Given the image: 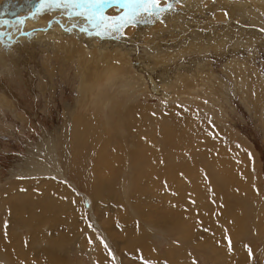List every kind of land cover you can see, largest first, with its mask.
<instances>
[{"label":"rangeland","instance_id":"1","mask_svg":"<svg viewBox=\"0 0 264 264\" xmlns=\"http://www.w3.org/2000/svg\"><path fill=\"white\" fill-rule=\"evenodd\" d=\"M37 1L28 0L27 3L31 2V6H34L32 2ZM251 1H254L253 8ZM7 2L10 10H14L12 12H18L25 6L28 8L26 3L23 5L18 0ZM181 2L185 4L174 2L173 10L162 14L164 23H137L125 30L126 37L120 38H117L119 34H114L101 40L82 34L78 29L68 32L65 29L72 28L77 21L67 19L62 10L47 19L45 31L38 27L29 30L20 25L12 27L15 33L12 28L0 29L10 33V36L0 38V240L7 245H0V264H142L141 257L152 264H264V1L250 0L246 6L247 2L242 4L241 0H218L221 7L216 11L214 0H199L197 3L191 0V4L187 0ZM193 2L196 6L192 5ZM257 5L263 8H256L257 12L254 13ZM208 8H213V11ZM31 10H28V17L32 16ZM119 12V5H105L107 15H117ZM0 14V20L11 21L13 25L20 20L17 16H24L13 15L7 8H1ZM220 15L223 18H218ZM58 31L63 36H55ZM37 32L43 34V38ZM94 50L100 55L112 53L113 57L114 54L123 56L121 60L128 58L125 67H122L124 70L118 72L123 82L111 83L109 80L108 85L101 78L104 75H94L96 68L89 67V70L93 69L91 72L83 71L86 65L94 64L89 56ZM110 59L113 61L108 65L117 66L121 61L118 58ZM87 72L90 80L93 76L100 80L87 84ZM150 80L161 87L159 94L151 92ZM84 85H87L86 90ZM131 101L151 107L152 112L156 113L155 119L160 117L170 133H184L183 141L195 144L184 146L185 150L182 148L184 151L178 154L182 162L187 159L184 163L199 162L201 169L197 167L193 174L185 171L186 179L193 176L195 171L202 174L199 184L206 183L213 190V194H207L209 199L204 201L206 205L209 201L213 202L204 210L207 215L199 212L195 219L190 214L189 205L187 213L183 208L185 215L182 214V220L189 231L187 235H183V227L176 214V218L173 215L172 219L163 221L164 211H155L157 207L162 209L163 203L153 191L154 181L145 184L146 189H140L134 184L135 177L130 166L124 163L129 161L128 156L118 157V153H114L116 159L122 161L120 164L112 154L121 149V145L126 146L124 151L130 149L131 153L135 147L131 141L128 142L129 121L126 119L122 130L119 128L121 115L131 106ZM98 103L102 110L99 113L100 124L110 128L101 135L102 145L96 144L95 140L93 145L113 150H107L106 160L100 163L103 168L108 167L112 172L110 175L103 168L98 171L100 175L97 172L94 175V163H84L85 153L77 152V160L72 164L69 162L64 168V175L76 185V189L52 177H21L22 171L28 169V161L37 158V152L45 141L52 139L55 145L56 141L61 140L62 145H66L64 137L66 129L70 128V119L75 115L89 116ZM102 105H106V108ZM182 109L193 111L194 119H190L189 112ZM161 115L165 116V122ZM176 115L182 118L176 119ZM183 120L188 123L194 120L192 126L195 128H188V123L186 125ZM198 130L211 133L217 140H209L204 145L201 143L203 138L197 135L201 140L199 142L192 136ZM160 131L163 132L162 129ZM65 138L67 142L71 139L70 135ZM85 138L89 139V135ZM157 138L160 137H154ZM169 148L167 150H171ZM183 153H187V157ZM223 157H239L248 161L250 170L244 173L243 179H246L243 184L236 174H232L235 171L233 168H230V179L220 176L216 179ZM176 162L184 164L180 160ZM123 163L127 164L125 169L122 168ZM174 163L175 160L169 157L168 164L171 166L166 167H172ZM206 165L210 169L204 168ZM236 165H240V162ZM215 166L217 169H214ZM202 178L206 182H202ZM187 180H184L185 183H188ZM94 183L97 188L106 186L112 190L109 194L112 197L97 206L101 213L99 218L96 216L97 221L108 222L112 233H108L111 249L109 245L108 249L104 247L106 242L90 220L87 201L79 194L91 195ZM148 188L151 195H143ZM193 188L186 190V194L181 191L183 200L197 198ZM137 192L141 193V197ZM195 193L196 197L193 196ZM218 195L221 199L217 198ZM103 205L111 210L107 211ZM206 205L204 203L203 206ZM132 208L137 211H132ZM188 214L190 218H186ZM33 222L38 224L35 226ZM205 228H210L211 233ZM229 229L232 234L228 232ZM224 230H227L232 241L231 253L227 250ZM219 232L222 233L221 237L218 236ZM245 245L251 246L254 252L251 259ZM38 249L42 252H36ZM4 251L7 255H2ZM115 254L120 258L119 262Z\"/></svg>","mask_w":264,"mask_h":264},{"label":"bare ground","instance_id":"2","mask_svg":"<svg viewBox=\"0 0 264 264\" xmlns=\"http://www.w3.org/2000/svg\"><path fill=\"white\" fill-rule=\"evenodd\" d=\"M8 0H0V13H1V8H7V10L9 9V11L11 12V14L13 15H24L22 17L20 16H17L20 18V20L23 18V21L21 24H19L20 26H23V27H26V28H29V30L31 29H37L36 27L39 28H43L42 30H44L45 28V25H47V19L52 16V15H55L57 13L58 10H53V11H50V12H46V13H43V14H40V15H37L35 19L33 18H30L32 17L31 15L28 17V14H30V12H28V10L31 8L32 9V13L35 11V8L36 6L38 5L39 1L37 2H32L34 4V6H31V2L27 3L28 0H18V3H26V5L28 6V8L25 6L24 8L22 9H19L17 10L18 12H12L14 10H10L11 9V6L9 8V5ZM182 1V0H181ZM193 1H196V3L199 1V0H193ZM205 1V0H204ZM216 5L214 7L215 11L217 10L218 7H221V4L218 2V0H214ZM231 1V0H229ZM242 1V4L243 3H246V6L249 5L248 3L250 2V0H241ZM256 1V0H255ZM264 1V0H263ZM186 2V1H185ZM189 2V4H191V0H187V3ZM201 2V1H200ZM9 3H10V0H9ZM13 3V2H11ZM182 3V2H180ZM179 3V4H180ZM257 3V2H256ZM264 3V2H263ZM182 4H185V3H182ZM194 4V2L192 3V5ZM259 4V3H258ZM12 5V4H11ZM187 5V4H186ZM196 6V4H194ZM250 5L252 6V8L254 7V1H251L250 2ZM261 5V4H260ZM30 6V8H29ZM185 6V5H184ZM182 6V7H184ZM250 6V7H251ZM262 6V5H261ZM187 6H185L186 8ZM189 7V6H188ZM194 7V6H193ZM200 7V6H199ZM264 7V5H263ZM263 7H259V5H257L254 9V13L257 12L256 8H263ZM196 8V7H195ZM197 8H198V5H197ZM231 8V7H230ZM234 8V7H232ZM247 8V7H246ZM205 9V8H204ZM210 9V8H208ZM213 9V8H212ZM212 9H210L211 11H213ZM219 10V9H218ZM190 10H188L189 12ZM202 11V10H201ZM205 11V10H204ZM241 11V10H240ZM28 12V13H27ZM199 12V11H198ZM196 12V14L198 13ZM242 12V11H241ZM9 13V12H8ZM18 13V14H17ZM178 13V12H177ZM190 14V13H189ZM1 15V14H0ZM182 15V14H181ZM222 17V15L218 16V18ZM12 19V18H11ZM234 22V21H233ZM259 22V21H258ZM176 23V22H175ZM166 24V23H165ZM172 24V23H171ZM179 24V23H178ZM15 25V24H14ZM44 26V27H43ZM14 30V33H15V29L12 28ZM18 29V28H16ZM23 29V28H22ZM38 33V32H37ZM44 33V32H42ZM36 34V33H35ZM34 34V35H35ZM39 34V37L41 36V38H43V34L41 33H38ZM63 33H61L60 31L56 32V35L55 36H63L62 35ZM35 36H38V35H35ZM54 36V37H55ZM100 44V43H98ZM102 49L105 48L104 45H102L101 47ZM109 51V50H108ZM115 53V52H114ZM86 56V55H85ZM94 62V64H91L90 66H85L86 69H84L83 71H92L93 69H95V73L94 75H98V76H102L104 75L103 78L104 81H111V83H119V82H123L122 81V76H121V79L119 77V73L118 72H122L124 69L122 67H125V64L127 62V59L125 57L124 60H121L123 58V56H116L114 54L115 57H113V54L110 53V55H108L107 53L105 55H100L98 52H96V50H94V52L91 53V55H89ZM110 58H118V60H121L117 66H115L114 64H109L108 63H112L113 59H110ZM90 61V59H87ZM101 60H103L104 62L107 61V62H101ZM162 61V60H161ZM87 62V61H86ZM90 62V63H91ZM164 62V61H162ZM161 63V62H160ZM88 64V63H87ZM128 64V63H127ZM102 65H105V67H100ZM89 67H93V69H90L89 70ZM109 70H108V69ZM79 71V70H78ZM86 75V82L87 84H89L91 82V84L93 82H95V80H100L99 77H96V76H93V74L91 73V75L93 76L92 79L90 80L89 77V72H87ZM89 76V77H88ZM134 80V79H133ZM103 80H101L100 82H104ZM139 81V80H138ZM83 82V81H82ZM134 82V81H133ZM132 82V83H133ZM108 83V82H107ZM131 83V84H132ZM136 83V82H135ZM142 83V82H141ZM178 83V82H177ZM106 84V83H105ZM127 84V83H126ZM149 84H150V90L151 92L154 94V95H157L159 94V90L161 91V87L156 85L153 81H149ZM109 85V83H108ZM122 85V84H121ZM129 85V84H128ZM134 85V84H133ZM142 85V84H141ZM201 85V84H200ZM86 86L87 85H84V89L86 90ZM125 86V85H124ZM122 87V86H121ZM129 87V86H128ZM134 87V86H133ZM143 87V85H142ZM130 88V87H129ZM137 88V87H136ZM200 88V86H199ZM127 89V88H126ZM124 91V90H123ZM145 91V90H144ZM106 95V94H105ZM151 95V94H150ZM101 98H103L102 96L103 95H100ZM112 96V95H111ZM111 96H110V99H111ZM108 97V96H106ZM100 98V97H99ZM98 98V99H99ZM105 98V97H104ZM103 98V99H104ZM103 99H101L103 101ZM108 99V98H107ZM109 100V99H108ZM99 101V100H98ZM105 101V100H104ZM107 101V100H106ZM132 102V101H131ZM135 102V101H134ZM103 103V102H102ZM96 104V102H95ZM106 104V103H105ZM125 105V104H124ZM104 106V105H102ZM94 107V106H93ZM106 108V105L104 106ZM116 107V106H115ZM103 108V107H102ZM202 108V107H201ZM167 109V108H166ZM100 105L98 103V105H96L94 107V109L92 110V114H90L89 116H78V117H75L73 116L70 121H69V127L68 130L66 129V133H65V137L66 136H69L70 135V141L67 142V139L64 137V139L66 140V142L68 143H64L66 145H62V142L61 140H59L58 142L56 141L55 142V145L54 143H52V139H49V141H45L44 144L41 146L42 148L39 149V152H37V158L32 159L31 162L28 161V169H26L25 171H22L21 173V177L22 178H25L26 176H37V177H45V178H55V179H58V180H62V181H65L66 183H68L73 189H76V185L74 183H72L71 181H69L67 179V177L65 176L66 172L64 171L66 169V166L69 164V162H72L73 161H76L75 158H76V155H79V154H76L77 152H84L85 153V156L86 158L84 159V163L87 162V164L89 163H94V167H95V171H94V175H95V172H97L96 174L97 175H100V173L98 171H100L102 168H103V165L100 164L103 160H106V158L104 159V157H106L105 155L107 154V152L109 151H113L111 149H107V150H104L103 147H96L93 145V141L95 140L96 144H101V141H102V134H104V131H107L108 128L110 127H107L105 128L104 126H101L100 122V118H99V113H100ZM122 110V108H121ZM172 110V109H171ZM176 110V109H175ZM183 111H187L189 112V116H190V119H194V113L193 111H189V110H186V109H182ZM102 111V110H101ZM105 111V110H104ZM114 111V109H113ZM167 111V110H166ZM165 111V112H166ZM174 111V109L172 110ZM182 111V112H183ZM168 112V111H167ZM166 112V113H167ZM180 112V111H179ZM202 112V111H201ZM164 113V112H163ZM169 113V112H168ZM178 113V112H176ZM105 114V113H104ZM156 113L152 112L151 110V107H147V106H141V104H134L132 102L131 106H129L121 115V120L120 123H119V128L122 130L123 128V123L124 121L127 119L129 121V133H128V142L131 141V143H133L135 145L134 149L135 150L133 152L132 150V153L129 152V150L127 151H124L125 149V145H121V149L119 150H115V152H112V154H116L118 153V157H120L121 155H127L128 158H129V161L127 162H124V163H127L128 164V167L130 166L131 168V173L134 174V177H135V180H134V184L137 186L140 187V189L143 187V189L145 188L144 185L146 184H150L154 181V184L152 185V188H153V191L154 193L156 194V196L158 197V200L163 203L162 205V209H159L158 207L156 208L154 206L155 211L157 210H160V211H164V215H163V221H165L164 219H172L173 218V215L176 214L177 215V218L176 216L174 215V218L178 219V221L182 224V227H183V235H187L186 233L187 230H186V225H183V218H182V214H184V210L183 208H185V213H187V205H189V210L190 211V214L192 215V217L195 219V217H197L199 215V212H202L201 214L204 215V213L207 215L206 211L204 212V210H206V207H210L211 203L213 202H210L209 201V206L206 205V202L204 201L206 199H209V197L207 196V194L211 193L213 194V190L212 188L207 185L205 182V180L203 179V181H205L204 183L205 184H199V180L201 181V175L199 172H194V175L191 176L188 180L186 179V173L185 171H192L194 169H196L197 167L199 168L198 163L194 162L192 163L191 161H187V163H184L182 162V159L179 157V154L178 152L181 151V150H185L184 146L188 147L190 146V142H185V140L183 141V138H184V133L181 134H177V133H170L171 131L169 129L166 128V125L161 121L160 117H157L158 119H155V115ZM170 114V113H169ZM180 114L182 115V113L180 112ZM114 115V114H113ZM168 115V114H167ZM199 114H197V117L199 118L198 116ZM110 116V115H109ZM162 116V120H163V116L164 115H161ZM183 116V115H182ZM182 116H177L176 115V119L177 117H180L182 118ZM186 115H184L185 117ZM165 117V116H164ZM174 117V116H172ZM105 119V118H104ZM153 120L152 122H148L150 120ZM200 119V118H199ZM171 120V119H170ZM187 120V119H186ZM164 121V120H163ZM184 122H186V125H187V121L183 120ZM182 121V122H183ZM165 122V121H164ZM194 122V120H193ZM193 122L192 120H190V122L188 123V128L189 127H192V130L193 127ZM105 123V122H103ZM102 123V124H103ZM118 123V122H117ZM127 123V122H126ZM143 123V124H141ZM174 123V122H173ZM67 124V126H68ZM111 124V123H110ZM152 124V125H151ZM176 124V123H175ZM151 125V126H150ZM204 124H202L203 126ZM107 126V124H106ZM117 126V125H116ZM194 126H196L194 124ZM157 127V129H159V131H155V128ZM160 129L163 130L160 131ZM205 129V128H204ZM117 130V129H116ZM115 130V131H116ZM124 130V129H123ZM128 130V129H127ZM184 130V129H183ZM119 132V130H118ZM117 132V134H118ZM126 132V131H125ZM182 132V131H181ZM186 132V130H185ZM212 132V131H210ZM68 133V134H67ZM192 133V132H191ZM208 133V132H207ZM213 133V132H212ZM67 134V135H66ZM115 134V135H117ZM84 135H86L88 137L89 135V139L83 137ZM119 135V134H118ZM117 135V136H118ZM161 135V136H160ZM197 135L201 138H203V141L201 142L200 139L197 138ZM112 136V135H111ZM122 136V135H121ZM155 136H158L160 137L159 139H154ZM192 136H194V139L196 138L197 141L199 140V142L201 143H209L208 141L209 140H212L213 142L215 140H217L215 138V136L211 135L210 134H206L204 133V130H198L197 133L194 134V132L192 133ZM125 137V136H124ZM211 137V139H210ZM95 138V139H94ZM115 138V137H114ZM119 138V137H117ZM187 138V137H186ZM101 139V140H100ZM113 139V137H112ZM120 140V139H119ZM188 141V140H187ZM191 141V140H190ZM207 141V142H206ZM110 142V141H109ZM47 143V144H46ZM107 143V141H106ZM95 144V145H96ZM109 144V143H108ZM198 144V143H197ZM200 144V143H199ZM202 144V145H203ZM204 144V145H205ZM105 145V144H104ZM107 145V144H106ZM114 145V144H113ZM126 145H129V144H126ZM158 145H160L161 147H159ZM193 146L195 144H192ZM216 145V144H215ZM108 146V145H107ZM115 146V145H114ZM168 147H170L169 149L171 150H167ZM197 147V146H196ZM124 148V149H123ZM129 148V147H127ZM183 148V149H182ZM123 149V150H122ZM132 149V148H131ZM218 149V148H216ZM215 149V150H216ZM183 150V151H184ZM194 150V149H193ZM219 150V149H218ZM187 151V150H186ZM217 153V151H215ZM71 153V157L69 158V154ZM171 153V155H170ZM189 153V152H187ZM186 153V154H187ZM215 153V154H216ZM76 154V155H75ZM114 154L115 156V159H116V155ZM183 153V155H186ZM213 154V153H212ZM233 154V153H232ZM110 155V154H109ZM120 155V156H119ZM189 155V154H188ZM202 155V154H201ZM218 155V153H217ZM84 156V155H83ZM216 156V155H215ZM221 156V154H220ZM169 157H171L172 159L175 160V163L172 167H166L167 165H170L171 164H168L169 163ZM185 157V156H184ZM187 157V155H186ZM84 158V157H82ZM81 158V159H82ZM215 158V157H214ZM213 158V159H214ZM118 159V158H117ZM116 159V160H117ZM120 159V158H119ZM118 159V160H119ZM122 159V158H121ZM125 159V157H124ZM206 159V158H205ZM221 159V158H220ZM117 160V161H118ZM176 160H180L182 163L184 164H181V163H178L176 162ZM217 160V159H216ZM112 160H110L111 162ZM120 161V160H119ZM196 161V160H195ZM114 162V161H113ZM122 161H120V164ZM219 162V160H218ZM233 162V163H232ZM238 162H240V165H236ZM116 163V162H115ZM123 163V164H124ZM200 163H202L201 161V158H200ZM210 163V162H208ZM45 164V165H44ZM75 164V163H74ZM126 164V165H127ZM207 164V163H205ZM216 164V163H215ZM214 164V165H215ZM218 164V163H217ZM93 165V164H92ZM117 165V164H116ZM125 164L122 166L123 169H125ZM112 165H110L111 167ZM114 166V165H113ZM201 166V165H200ZM248 161H246V159H241L239 157H223L222 158V161L220 162V167L218 169L219 171V175L218 177H216V179L219 178V176L224 179V177L226 178H229L231 173L230 172V168H233L235 171L234 173L232 174H236V176H238L240 178V181L241 183L243 184V182H245V179H243L244 177V173L246 172H249L250 170V167L248 168ZM216 167V166H215ZM65 168V169H64ZM97 168V170H96ZM204 168L206 169H210L208 165H206ZM202 168V169H204ZM213 168V167H212ZM222 168H226L227 170H222ZM23 169V168H22ZM116 169V168H115ZM121 169V168H120ZM122 169V170H123ZM201 169V168H199ZM214 169H217L214 168ZM102 170H104L105 172H108V175H110V173H112L108 167L106 168H103ZM212 170V169H211ZM239 170V172H238ZM68 171V169L66 170ZM200 171V170H199ZM205 171V170H204ZM213 171V170H212ZM126 172V171H124ZM214 172V171H213ZM217 172V171H216ZM202 173V172H201ZM215 173V172H214ZM65 174V175H64ZM107 174V173H106ZM193 174V173H192ZM207 174V173H206ZM13 175V174H12ZM16 175V174H15ZM107 175V176H108ZM188 175V174H187ZM213 175V174H212ZM19 176V175H18ZM89 176V174L87 175ZM124 175L122 174V177ZM190 176V175H189ZM94 177V176H93ZM133 177V176H132ZM131 177V178H132ZM103 178V177H102ZM105 178V177H104ZM103 178V179H104ZM127 178V177H126ZM213 178V177H212ZM37 179V178H36ZM110 179V178H109ZM122 179V178H121ZM121 179L120 180V183H121ZM129 179V178H128ZM230 179V178H229ZM28 180V179H27ZM112 180V179H111ZM110 180V181H111ZM184 180H187L188 183H185ZM236 180V178H235ZM234 180V181H235ZM109 181V180H108ZM107 181V182H108ZM152 181V182H151ZM184 181V184L182 185V182ZM220 181V179L218 180ZM237 181V180H236ZM94 182V181H93ZM113 182V180H112ZM125 182V181H123ZM133 182V181H132ZM208 182V180H207ZM101 183V182H100ZM126 183V182H125ZM222 183V182H221ZM103 184V182H102ZM113 184V183H112ZM115 184V183H114ZM113 184V185H114ZM134 184L132 185V187L134 186ZM107 185V184H106ZM142 185V186H141ZM99 186V185H98ZM111 187V185H108ZM137 186V187H138ZM229 184L226 182V187H228ZM131 187V186H130ZM190 187H194L193 190H195L197 192V198L194 199L195 201V204L191 203L192 200H183L182 196L184 194H181V191L183 193H185L186 190L189 191ZM215 187V186H214ZM219 187V186H218ZM91 188V187H90ZM106 188V189H105ZM105 188H97L96 187V183H94L93 187H92V194L91 195H88L87 196V193L86 194H83V193H79L80 195H82L84 198H85V201H87V204H88V213L90 214V220L91 222L93 223L95 229L101 234V236L103 237L104 241L106 242L107 245H109L110 249H111V243L109 241V234L111 233L110 231V227L108 226V222L104 223V222H99L97 221V217L99 218L100 217V211H98V205H102V202L104 200H107V198H110L112 196L109 197V194L111 193V189H107L108 187L105 186ZM136 188V187H134ZM57 189V188H56ZM113 189V188H112ZM124 189V188H123ZM139 189V188H138ZM146 189V188H145ZM122 190V189H121ZM192 190V189H191ZM248 190V189H247ZM253 190V189H252ZM255 190V188H254ZM257 190V189H256ZM142 191V190H141ZM141 191H138V192H141ZM144 191V190H143ZM148 191V192H147ZM147 191H145V193L143 192V195L144 194H150V189L148 188ZM187 191V196H189V193ZM194 191V192H195ZM207 191V193H206ZM135 192V191H134ZM132 191V194H136ZM137 192V193H138ZM193 191H191V194H192ZM215 192V191H214ZM219 192V191H218ZM253 192V191H252ZM153 193V194H154ZM89 194V193H88ZM126 194V193H125ZM131 194V191L130 193ZM139 195L141 193H138ZM186 194V193H185ZM215 194V193H214ZM137 195V194H136ZM151 195V194H150ZM114 196V195H113ZM117 196V195H116ZM115 196V197H116ZM196 197V193L193 195ZM131 197V196H130ZM139 197V196H138ZM141 197V195H140ZM149 197V196H147ZM146 197V198H147ZM151 197V196H150ZM211 197V196H210ZM145 198V197H144ZM155 198V197H154ZM192 198V197H191ZM215 200H216V196L214 197ZM218 199H221V197L218 195L217 196ZM250 198V197H249ZM114 199V198H113ZM124 199V198H123ZM157 199V198H156ZM129 200H132V199H129ZM140 200V199H139ZM212 200H213V197H212ZM120 201V200H119ZM124 201V200H123ZM136 201L138 202V200L136 199ZM64 202V201H63ZM131 202H134V201H131ZM131 202L129 204H131ZM141 202V201H140ZM159 202V203H160ZM106 203V202H105ZM120 203V202H119ZM142 203H144L142 201ZM205 203L206 206H203ZM121 204V203H120ZM134 204V203H133ZM214 204V203H213ZM136 205V204H135ZM144 205V204H143ZM10 206V205H9ZM133 206V205H131ZM145 206V205H144ZM152 206V205H151ZM216 206V205H214ZM218 206H219V203H218ZM221 206V205H220ZM223 206V205H222ZM221 206V207H222ZM13 207V205H12ZM11 207V209H12ZM161 207V206H160ZM213 207V205H212ZM100 208V207H99ZM103 208H104V205H103ZM105 208L107 209V206H105ZM104 208V209H105ZM123 208V207H122ZM223 208V207H222ZM103 210V209H102ZM110 211L111 209H107V211ZM113 210V209H112ZM117 209H115L116 211ZM134 210V208H132V211ZM137 211V209H135ZM134 210V211H135ZM209 210V209H208ZM223 210V209H222ZM106 211V210H105ZM146 211V210H145ZM14 212V211H13ZM12 212V214H13ZM94 212L96 215H94ZM123 212V210H122ZM147 212V211H146ZM218 212V211H217ZM223 212V211H222ZM8 213H9V209H8ZM11 213V212H10ZM17 213V212H15ZM19 213V212H18ZM32 213V212H31ZM99 213V214H98ZM116 214H118V212H115ZM158 213V211H157ZM213 213V212H212ZM216 213V211H215ZM125 214V213H124ZM152 214V213H151ZM155 214V213H154ZM190 214L186 215V218L191 216ZM200 214V215H201ZM217 214H220V213H217ZM256 214V213H255ZM133 215V214H132ZM138 216V214H136ZM185 215V214H184ZM210 215V214H209ZM212 215V214H211ZM215 215V214H214ZM14 217V215H12ZM21 216V215H20ZM97 216V217H96ZM218 216H221V215H218ZM217 216V218H218ZM235 216V215H234ZM259 216V215H258ZM16 217V216H15ZM148 217V216H147ZM146 217V218H147ZM153 217V216H152ZM184 217V216H183ZM155 218V217H154ZM190 218V217H189ZM216 218V219H217ZM220 218V217H219ZM219 218L217 220H219ZM258 218V217H257ZM21 219V218H20ZM153 219V218H152ZM201 219V218H200ZM213 219V218H212ZM259 219V218H258ZM148 220V219H147ZM160 220H161V217H160ZM189 220V219H188ZM187 220V221H188ZM191 220V219H190ZM207 220V219H206ZM143 221L145 222V220L143 219ZM158 221V219H157ZM209 221V220H208ZM232 221V220H231ZM17 222V221H16ZM204 222V221H203ZM215 222V221H214ZM218 222H221V221H218ZM34 223V222H33ZM160 223V221H159ZM228 223V222H227ZM227 223H223V225H228ZM11 224V222H10ZM35 226L36 224L38 223H34ZM152 224V223H151ZM180 224V225H181ZM231 224V222H230ZM239 224V223H238ZM257 224V223H256ZM156 225V224H155ZM164 225V224H163ZM218 225V224H217ZM20 226V225H19ZM159 226V225H158ZM214 226V225H212ZM238 226V225H237ZM26 227V226H25ZM31 227V225H30ZM149 227V226H148ZM151 227V226H150ZM210 227V225H209ZM219 227V226H218ZM230 229L232 228L231 226H229ZM32 228V227H31ZM30 228V229H31ZM208 228V227H207ZM211 228V227H210ZM209 228V229H210ZM228 228V227H227ZM38 229V228H37ZM106 229V230H105ZM230 229H229V233L232 234L230 232ZM237 229V228H236ZM34 230V228H33ZM36 230V229H35ZM211 230V229H210ZM214 231V229H212ZM233 230V229H232ZM38 231V230H37ZM41 231V230H40ZM162 231V230H161ZM171 231V230H170ZM218 231V230H217ZM28 232V231H27ZM129 232V231H128ZM175 232V231H174ZM211 233V231H209ZM221 232V231H220ZM218 234V236L222 233ZM225 232V230L223 231ZM1 233V231H0ZM33 233V232H32ZM35 233V232H34ZM109 233V234H108ZM234 233V232H233ZM30 234V233H28ZM27 234V235H28ZM6 236H9L7 234H5ZM26 235V236H27ZM35 235V234H34ZM112 235V233H111ZM114 235V234H113ZM182 235V236H183ZM215 235V234H214ZM217 235V234H216ZM19 236V235H18ZM180 236V235H179ZM181 236V237H182ZM37 237V235L35 236ZM112 237V236H111ZM213 237V236H212ZM221 237V235H220ZM2 238V237H0ZM4 238V237H3ZM7 238V237H6ZM5 238V239H6ZM10 238V237H9ZM42 238V237H41ZM15 239V238H14ZM20 239V238H18ZM38 239V238H37ZM112 239V238H110ZM8 240V238H7ZM10 240V239H9ZM17 240V239H16ZM34 240V239H33ZM212 240V239H211ZM1 241V240H0ZM3 241V240H2ZM0 242L2 244H0L2 247H7V245L3 242ZM15 241V240H14ZM35 241V240H34ZM45 241V240H44ZM114 241V240H113ZM120 241V240H119ZM188 241V240H187ZM26 242V241H25ZM29 242V241H28ZM39 242V241H38ZM16 243V242H15ZM113 243V242H112ZM116 243V242H115ZM8 244V243H7ZM40 244V242H39ZM9 245V244H8ZM16 245V244H15ZM13 245V246H15ZM36 246V245H35ZM24 247H25V244H24ZM43 247V246H42ZM60 247V246H59ZM15 248V247H13ZM17 248V247H16ZM41 248V247H39ZM58 248V247H57ZM143 248V246H142ZM43 249V248H42ZM47 249V248H46ZM147 249V248H146ZM145 249V250H146ZM39 251H36V252H42V250L40 251V249H38ZM45 250V249H44ZM150 251V250H149ZM5 253L2 252V255L6 254V251H4ZM148 252V251H147ZM45 253V252H44ZM54 253V252H53ZM146 253V252H145ZM154 254V253H153ZM116 255V254H115ZM6 257V256H5ZM117 259H118V262L120 260V258L116 255ZM156 262V261H155Z\"/></svg>","mask_w":264,"mask_h":264},{"label":"snow or ice","instance_id":"3","mask_svg":"<svg viewBox=\"0 0 264 264\" xmlns=\"http://www.w3.org/2000/svg\"><path fill=\"white\" fill-rule=\"evenodd\" d=\"M179 4L181 0H39L35 11L32 13L33 19L37 15L50 12L53 10H62L67 19H75L77 23L72 28L65 29L71 32L78 29L82 34L94 36L101 40L119 34L117 38L126 37V29L137 23L156 22L164 23L162 14L173 10V3ZM117 4L120 12L117 15L109 16L105 13V5ZM228 15V13H225ZM23 21L17 20L13 25L11 21L0 20V29L12 28L18 26ZM264 31V29H262ZM10 36L9 32L0 31V38ZM195 204V201H191ZM89 227H92L89 224ZM205 231L210 229L205 228ZM225 240L228 245V252L233 251L231 238L225 230ZM92 242L91 239L89 241ZM104 247L108 249V245L104 243ZM249 258L254 256V252L249 245H245ZM109 255L111 251L109 250ZM142 264H152L151 261L141 257ZM195 264V262H194Z\"/></svg>","mask_w":264,"mask_h":264},{"label":"water","instance_id":"4","mask_svg":"<svg viewBox=\"0 0 264 264\" xmlns=\"http://www.w3.org/2000/svg\"><path fill=\"white\" fill-rule=\"evenodd\" d=\"M32 11V10H31Z\"/></svg>","mask_w":264,"mask_h":264}]
</instances>
